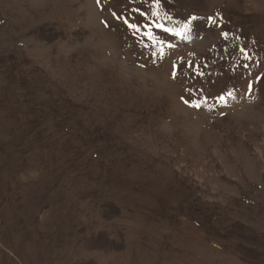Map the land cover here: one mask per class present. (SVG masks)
<instances>
[{"label":"rangeland","instance_id":"374dc122","mask_svg":"<svg viewBox=\"0 0 264 264\" xmlns=\"http://www.w3.org/2000/svg\"><path fill=\"white\" fill-rule=\"evenodd\" d=\"M0 264H264V0H0Z\"/></svg>","mask_w":264,"mask_h":264},{"label":"snow or ice","instance_id":"6c2138e0","mask_svg":"<svg viewBox=\"0 0 264 264\" xmlns=\"http://www.w3.org/2000/svg\"><path fill=\"white\" fill-rule=\"evenodd\" d=\"M195 19H196V17H192V20H195ZM125 23H128V21L125 20ZM129 27H131V28H133V29H136V30H139V25H136V24H131V23H130V24H129ZM144 27H145V28H150V25H144ZM156 27H158V28H162L164 31L172 32L173 35H175V36H180L182 39H183V38H186V37L184 36V32H185V31H190V30H191L189 24H185L184 27H183V29H182L181 31H175V30H172V29H167V28H164V26H163V25H160V24H157ZM224 35H225V37H226V36H227V33H224ZM148 36H149L150 39H154V40H155V36H154L153 33L149 32V33H148ZM156 42H157L158 44L163 45V42H162V41H156ZM229 95H231V93H229ZM221 100H224V97H221ZM197 106H198V105H197Z\"/></svg>","mask_w":264,"mask_h":264},{"label":"bare ground","instance_id":"6f19581e","mask_svg":"<svg viewBox=\"0 0 264 264\" xmlns=\"http://www.w3.org/2000/svg\"><path fill=\"white\" fill-rule=\"evenodd\" d=\"M143 87V86H142Z\"/></svg>","mask_w":264,"mask_h":264}]
</instances>
